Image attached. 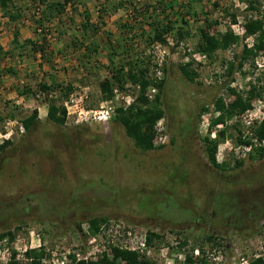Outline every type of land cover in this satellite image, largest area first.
Here are the masks:
<instances>
[{
  "label": "rangeland",
  "instance_id": "374dc122",
  "mask_svg": "<svg viewBox=\"0 0 264 264\" xmlns=\"http://www.w3.org/2000/svg\"><path fill=\"white\" fill-rule=\"evenodd\" d=\"M13 1L11 14L17 20L0 10V42L4 52L15 55L0 63V133L13 130L12 145L0 153V236L13 232V239L4 237L13 248L41 244L49 254L46 262L55 250L70 258L89 256L92 262L103 253L112 258L114 248L135 251L148 264H242L243 258L264 256V159L247 158L237 168L229 157L218 163L227 165L221 171L211 165L204 143L210 138L218 148L237 145L247 133L240 122L245 113L212 125L217 99H234L229 90L247 97L256 88L260 95L248 111H264V52L242 60L246 40L255 43V37L245 38L244 26L261 18L264 0H168L177 6L168 11L174 30L166 35V45H151L141 37L159 0H72L51 21H42L46 6L65 0ZM87 15L95 28L88 36L83 30ZM183 20L190 35L179 40ZM127 25L133 37H127ZM42 28L50 38L40 35ZM209 29L213 34L232 31L240 41L199 62L197 46L202 30ZM16 30H23L22 42L32 40L25 39L31 35L46 47L47 56L32 47L14 49ZM158 45L165 59L162 79ZM138 56L151 60L150 77L166 81L161 95L164 144L144 152L114 121L119 108L137 105L139 89L131 83L114 89L108 101L116 111L106 124L66 121L57 126L48 121L49 101L35 95L41 84L56 88L59 106L71 87L86 94L88 109L101 110L108 102L101 84L110 69ZM230 63L235 65L232 76ZM183 64L197 73L194 83L182 75ZM158 93L151 88L147 96L153 100ZM34 110L42 122L30 132L21 134L19 126L10 125L23 123ZM94 218L108 219L97 235L88 224ZM150 233L159 238L149 246Z\"/></svg>",
  "mask_w": 264,
  "mask_h": 264
},
{
  "label": "trees",
  "instance_id": "16d2710c",
  "mask_svg": "<svg viewBox=\"0 0 264 264\" xmlns=\"http://www.w3.org/2000/svg\"><path fill=\"white\" fill-rule=\"evenodd\" d=\"M72 0H65L64 4L59 2L51 3L46 6L48 9L45 11L42 21L47 20L51 21L53 18H60L66 7L71 3ZM199 2H203L205 0H197ZM46 1H41L44 4ZM176 3L168 1V0H159L157 2V7L154 8V12L151 16H147L146 18L148 30L147 32H142V36L147 39L148 43L152 44H163L166 45V35L170 34L174 30V23L170 21V15L168 11L174 10ZM149 7V6H148ZM15 9V3L13 0H0V10L3 13V16L9 18L10 21L17 20L16 17L12 16V10ZM136 13L140 16L139 9L135 8ZM188 14H191V8L187 10ZM147 13H150V8ZM261 15V14H260ZM86 22L83 24V30L85 35H89V32L94 30L95 28L91 23V18L89 15L86 16ZM188 22L186 20L182 21L181 27L178 29L176 36L179 40H184L190 34L188 31ZM43 27V25H42ZM128 28V29H127ZM44 29V28H42ZM245 38L255 37V43L252 48L245 47L242 54V60L247 61L252 57H255L256 54L260 52H264V11L262 12L261 18L258 20H250L245 26ZM96 31H98L96 29ZM125 32L127 33V37H133L134 33L133 27H129L128 25L125 27ZM144 33V34H143ZM43 36L42 34H40ZM44 37V36H43ZM21 34L19 30L14 32L13 45L14 49H22L26 47H32V50L36 53H42L43 58L47 56L46 47L40 46L36 44L35 41L26 40L22 42L20 40ZM46 41V38H44ZM240 38L236 36L232 31H228L226 33H218L213 34L210 29L202 30V34L197 46V51L200 53H204L210 59H213L216 53L219 51H226L230 49L232 46L238 44ZM99 46H96L95 52H97ZM14 57V52H4V48L0 45V63L7 57ZM111 61L113 60V56H110ZM150 63L151 60H146L142 58V56H138V58H133L128 61L123 66H113L109 71V79L105 80L101 84V90L104 95V100H112L114 99V89L119 88L121 90L124 89V86L127 83H131L137 87H139V97L137 105L132 106L130 108H119L117 110V114L114 118V121L119 123L126 135L132 139L136 145V147L144 152L153 151L156 148L154 144L155 140V126L157 123L165 117V111L162 107L161 95L164 91L166 81L157 80L150 77ZM242 67V64H241ZM235 70L234 63L229 64L228 76H232ZM180 71L185 79L191 83L195 82V79L198 77L195 70L192 68L190 64L180 65ZM10 73H15L14 71H9ZM16 75V73H15ZM151 88H156L158 90V95L153 100L147 96L149 90ZM41 93L38 94H48L49 92L56 90L53 86H48L46 84H41L39 87ZM68 93H72L73 89L69 87L67 89ZM231 95L234 96V99L230 103H226L223 98H218L214 103L215 111L219 112L221 115L213 120V127L219 124L226 123L229 120H232L236 116H240L246 113L250 108H252L253 102L260 95L258 90L254 88L247 97H243L241 95H237L234 90H229ZM38 94H35L36 97ZM48 104V121L52 122L57 126H65L66 124V110L63 106H59L54 100H49ZM202 112H208L207 108H203ZM39 111L34 110L30 116H28L24 121L23 125L25 127V131L30 132L33 127L41 123ZM241 134V132H239ZM254 136L249 139L247 142H243L239 140L240 143H246L247 145H251V140L253 138L257 139L260 145L256 147L253 152L250 154V159H264V120L263 122L253 130ZM226 132L222 131L219 133L220 137H225ZM206 152L208 155V159L216 169H220L221 171H225L227 169V165H219L217 163L216 154L218 151V141L212 140L210 138L204 139ZM12 145V142L6 141L3 145L0 146V153L4 152L9 146ZM244 165V161H237L236 167L241 168ZM108 222L107 218H94L88 221L89 229L92 235H97L100 232L101 225L106 224ZM5 236H10L12 239L14 238L13 232L3 233L0 237L4 238ZM154 238H159L154 233H150L147 242L149 246L152 244ZM113 257L111 258L108 253H103L97 261L85 262V261H77L75 256H73L72 264H119V262H123L125 264H148L139 253L131 250H122L118 248L112 249ZM16 252L13 253V258L10 264H45L46 259L49 258V254L45 250V248H41L39 250H29L26 253L25 261H18ZM249 264H264L263 258H254Z\"/></svg>",
  "mask_w": 264,
  "mask_h": 264
},
{
  "label": "built area",
  "instance_id": "2783aa9c",
  "mask_svg": "<svg viewBox=\"0 0 264 264\" xmlns=\"http://www.w3.org/2000/svg\"><path fill=\"white\" fill-rule=\"evenodd\" d=\"M48 30L40 29L39 33L43 36L50 38L51 36L47 34ZM245 33V30H243ZM251 39H247L248 47L252 48L254 44H250ZM253 41V40H252ZM158 50L161 52V46H157ZM159 60L157 63V67L159 70L160 79L164 76V72H162V68L164 65V55L162 56V52L159 55ZM199 62H204L208 60V57L204 53H199L198 58H196ZM138 89H140L138 87ZM37 98L40 99H49V100H57L59 98V94L57 90H53L48 94H38ZM87 96L81 90H74L68 97L67 101L63 104L66 110V120L68 122L74 123L77 126L84 125H93V124H106L112 120L113 114L116 111V106L113 101H108L106 106L102 107L101 110H93L88 109L86 105ZM118 99V98H117ZM221 114L217 113V118ZM264 120V111H247L244 115L240 116V122L242 126L247 129V133H244L243 138L241 140L243 142L249 141L251 137L254 136V133L251 131L256 129ZM164 120H160L155 126V146H160L166 142L167 136L165 135L166 128L164 126ZM10 125L19 126V130L21 134L25 133V127L22 123L13 122ZM209 126V124H208ZM13 137V130H9L6 133H0V146L3 145L6 141H10ZM251 145H247L246 143H238L237 145L227 143L224 147L220 146L218 148L216 159L217 163L222 164L228 160L229 157H232L235 161H244L249 158L250 154L253 150L260 145L257 139L253 138L251 140ZM264 145V144H263ZM21 240V238L19 239ZM42 248V245L39 244L35 246L32 242L30 245L26 244L22 247L13 248L10 246V243L7 238L0 237V264H10L13 253L16 252L18 261L26 260V253L29 250H39ZM51 259L45 264H72L73 258H70L67 254H60L59 251H51L50 252ZM77 261H85L89 263L88 257H81L80 254H76ZM255 258H263L264 256L258 255ZM92 259V258H91ZM93 261H97L98 258H93ZM250 261H246L244 258L242 260V264H249Z\"/></svg>",
  "mask_w": 264,
  "mask_h": 264
},
{
  "label": "crops",
  "instance_id": "0c3cea01",
  "mask_svg": "<svg viewBox=\"0 0 264 264\" xmlns=\"http://www.w3.org/2000/svg\"><path fill=\"white\" fill-rule=\"evenodd\" d=\"M3 20H5V19H3ZM20 33H21V36L24 35L23 30H20ZM25 39H32V41H35L34 40L35 38H33L31 35L27 36V38H25ZM0 44H1V42H0ZM1 46L4 48L3 44H1ZM21 83L24 84L25 82L21 81Z\"/></svg>",
  "mask_w": 264,
  "mask_h": 264
}]
</instances>
